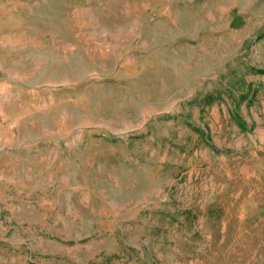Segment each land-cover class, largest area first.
Wrapping results in <instances>:
<instances>
[{
    "label": "rangeland",
    "instance_id": "rangeland-1",
    "mask_svg": "<svg viewBox=\"0 0 264 264\" xmlns=\"http://www.w3.org/2000/svg\"><path fill=\"white\" fill-rule=\"evenodd\" d=\"M0 264H264V0H0Z\"/></svg>",
    "mask_w": 264,
    "mask_h": 264
},
{
    "label": "built area",
    "instance_id": "built-area-1",
    "mask_svg": "<svg viewBox=\"0 0 264 264\" xmlns=\"http://www.w3.org/2000/svg\"><path fill=\"white\" fill-rule=\"evenodd\" d=\"M9 125L12 126L13 125V122H10Z\"/></svg>",
    "mask_w": 264,
    "mask_h": 264
}]
</instances>
